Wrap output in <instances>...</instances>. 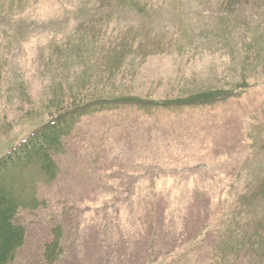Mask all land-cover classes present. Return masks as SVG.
<instances>
[{"label": "rangeland", "instance_id": "rangeland-1", "mask_svg": "<svg viewBox=\"0 0 264 264\" xmlns=\"http://www.w3.org/2000/svg\"><path fill=\"white\" fill-rule=\"evenodd\" d=\"M231 1L0 0V160L81 94L95 70V19L185 49L122 65L116 82L133 104L83 115L62 137L55 178L40 179L38 205L15 217L26 235L12 264H48L57 230L53 264H215L237 196L264 178V0ZM182 84L240 96L148 112Z\"/></svg>", "mask_w": 264, "mask_h": 264}, {"label": "trees", "instance_id": "trees-1", "mask_svg": "<svg viewBox=\"0 0 264 264\" xmlns=\"http://www.w3.org/2000/svg\"><path fill=\"white\" fill-rule=\"evenodd\" d=\"M109 18V17H108ZM108 18L100 17V29L95 31L90 39L93 41V57L95 70L90 66L89 78L81 94L77 97L68 95L50 119L35 130L27 140H24L11 154L0 160V264H12L19 248L25 242L26 230L14 222L16 215L23 206L38 205L33 197L36 194L40 179L52 180L56 176V163L53 154L61 147L62 137L73 128L81 116L118 108L121 105L135 101L130 93H121L117 84L119 79L116 71L122 70V65H131L136 60L157 51L172 53L181 51L175 38H164L159 43V35L138 33L133 28L117 29L115 26H102ZM85 26V25H83ZM82 26V27H83ZM89 42V43H90ZM100 64V68L97 66ZM239 87H236V90ZM191 86L182 84L176 97L164 100L165 106H188L212 103L224 100L235 93V89L219 91L217 87L207 90L190 92ZM229 94L222 97L227 92ZM223 98V99H222ZM153 104V101H152ZM139 106V105H138ZM142 106V105H141ZM31 167L38 172L32 174ZM21 175L25 183L31 185L32 192H23L24 187L18 185L17 176ZM19 186L18 190H14ZM35 198V199H34ZM257 199L264 206V178L251 192L240 193L236 198V206L231 213L228 226L223 227V233L215 245V264L236 262L241 256L248 264H255L264 254V213H247L246 208ZM59 229V228H58ZM58 237L47 243L44 257L48 264H53L61 254Z\"/></svg>", "mask_w": 264, "mask_h": 264}]
</instances>
